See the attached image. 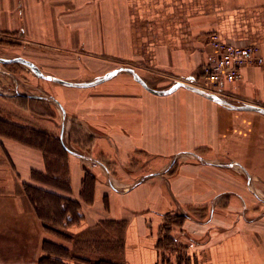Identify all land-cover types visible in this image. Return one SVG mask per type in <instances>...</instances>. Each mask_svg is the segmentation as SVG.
<instances>
[{"label": "crops", "instance_id": "0c3cea01", "mask_svg": "<svg viewBox=\"0 0 264 264\" xmlns=\"http://www.w3.org/2000/svg\"><path fill=\"white\" fill-rule=\"evenodd\" d=\"M212 32L264 57V0H0L1 58L72 82L116 71L80 87L0 62L11 216L59 225L68 244L47 241L82 264H168L166 242L171 264H264V113L121 70L167 90L201 75ZM242 74L222 98L264 108V63Z\"/></svg>", "mask_w": 264, "mask_h": 264}, {"label": "rangeland", "instance_id": "374dc122", "mask_svg": "<svg viewBox=\"0 0 264 264\" xmlns=\"http://www.w3.org/2000/svg\"><path fill=\"white\" fill-rule=\"evenodd\" d=\"M25 64V63H24ZM31 73L34 71L25 64ZM6 69H8L5 66ZM0 69H4L0 63ZM15 73L21 69L17 66L11 69ZM35 75V73H34ZM5 202H0V264H28L35 261L36 264H82L79 259H73L71 253L65 251L60 245L56 246L47 241V236L58 237L68 244L69 238L65 232L60 231L57 224H49L46 228L38 220L27 215L12 217ZM170 243L166 242V251L163 259L179 263L181 260L179 251L173 252Z\"/></svg>", "mask_w": 264, "mask_h": 264}, {"label": "built area", "instance_id": "2783aa9c", "mask_svg": "<svg viewBox=\"0 0 264 264\" xmlns=\"http://www.w3.org/2000/svg\"><path fill=\"white\" fill-rule=\"evenodd\" d=\"M214 50L211 59L202 65L201 75L185 79L199 89L222 97L226 85L242 79V69L247 66H262L264 57L255 43H237L223 38L218 32L209 35Z\"/></svg>", "mask_w": 264, "mask_h": 264}, {"label": "water", "instance_id": "95a60500", "mask_svg": "<svg viewBox=\"0 0 264 264\" xmlns=\"http://www.w3.org/2000/svg\"><path fill=\"white\" fill-rule=\"evenodd\" d=\"M0 62L3 63H7V62H22L25 63L27 65H29V67L36 73L37 76L41 77V78H45V79H49L52 81H56L65 85H70V86H92L96 83H99L100 81H104L107 80L108 78H110L116 71H112L110 73H108L106 76H104L103 78L97 80V81H92V82H72V81H67V80H63L60 79L58 77H54V76H50V75H45L41 72V70L30 60L24 58V57H17V58H13V59H4L0 57ZM121 70H127L129 72H131L135 78L142 83L148 90H150L151 92L154 93H160V94H164V93H168L174 89H176L177 87L183 86L186 87L196 93H199L205 97H208L214 101H216L217 103L223 105V106H227L230 108H234V109H241V110H258L264 113V108L261 106H256V105H242V106H237L234 105L232 103H230L229 101H227L226 99L219 97L217 95H214L208 91H205L203 89H199L189 83L183 82V81H177L173 86H171L169 89L167 90H156L153 88H150L139 76V74L137 72L134 71V69L132 68H128V67H122Z\"/></svg>", "mask_w": 264, "mask_h": 264}, {"label": "trees", "instance_id": "16d2710c", "mask_svg": "<svg viewBox=\"0 0 264 264\" xmlns=\"http://www.w3.org/2000/svg\"><path fill=\"white\" fill-rule=\"evenodd\" d=\"M12 127V126H11ZM18 129H20L21 131H27L28 129H26V128H19V126H18ZM24 134H25V132H24ZM30 136H32V137H36V138H39V139H41L40 141H42L43 139H44V135L43 134H41V133H39V132H37V131H35V132H31V134H30ZM88 177V176H87ZM26 189H28V187H26ZM182 256V255H181ZM180 258H182V257H180ZM87 262V261H86ZM99 264H114V263H111V262H109V261H107V260H100V263ZM117 264V263H116Z\"/></svg>", "mask_w": 264, "mask_h": 264}]
</instances>
